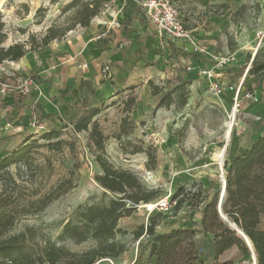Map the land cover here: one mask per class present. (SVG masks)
<instances>
[{
  "label": "rangeland",
  "instance_id": "rangeland-1",
  "mask_svg": "<svg viewBox=\"0 0 264 264\" xmlns=\"http://www.w3.org/2000/svg\"><path fill=\"white\" fill-rule=\"evenodd\" d=\"M68 1L70 0H56L51 3V0H0V31L6 35L1 46L7 47L15 42L23 43L28 40L30 34L39 41L49 26L62 25L68 21L73 8L65 13L62 12L63 5ZM174 2L178 6L176 8L177 11L179 10V18L185 22L188 19L181 16L183 14L181 3L178 0ZM256 5L254 0L246 2L245 9L237 15L238 18L252 22L256 18ZM39 6L47 8L42 18L35 16ZM27 46H30V43ZM235 65L239 66L242 63ZM237 69L241 70L239 67ZM234 75L238 77L239 73ZM178 76H182L185 82L181 89L186 93V105L180 108L176 107V104L170 107H157L156 101L159 95H151L148 80L164 86L166 91L177 83ZM203 78L194 79L188 76L186 69L175 67L171 73L167 71L164 75H154L150 79L145 77L138 84H130L135 86L134 89L128 88L130 85H127L115 94L106 96L101 104L97 103L101 111L94 119L99 122L103 134L107 137L105 141L107 159L115 167L134 171L149 188L158 190V196L153 201L172 191L175 184L174 174L178 171H183L181 174H184L186 172L184 170H187L186 173L208 170L211 175L208 176L210 183L207 201L214 196L217 197L219 188L224 182L222 177L220 178L221 167L225 178L223 164L225 160L231 159L226 148L222 166L218 164V156L224 150L222 145L227 140L228 147L238 139L246 137V128L241 123H234L231 132L225 129L226 114L231 108V97L226 99L225 97L228 96L226 94V96L214 95L207 88ZM102 80H104L103 76ZM82 89L80 94L73 95L76 101L72 102L68 112L55 115L50 109H45L48 108L45 102L42 105L35 102L30 105L29 116H26L24 122L22 120L24 116L14 111L18 106L17 102L12 103L9 96L16 100L22 98L15 97L13 93L0 94V157L20 146L26 138L35 141L27 153L25 162L10 166L17 186L8 188L5 193V201L9 205L7 209L13 211L15 215L14 225L7 235L25 232L29 237L28 243L30 242L29 245L33 248L50 242L57 246L64 245L69 251L79 254L95 247L98 242L95 238H88L75 243L69 239H61L60 235L66 221H77V212L80 208L93 202H106L107 199L103 195L102 188L94 181V174L100 169L97 167L94 152L87 147V133L84 131L74 133L72 129V124L83 106L91 105L92 88L84 85ZM134 93L137 98L140 96L143 103L137 113L133 112L136 104L128 113L129 124L126 127L133 125V130L119 138L121 120L126 114L123 110V101ZM41 106L42 108H38ZM240 111L238 118L242 120ZM42 122L46 123V127L38 129L37 125ZM58 128L61 129V134L50 139V142H56L59 138L64 139L66 142L59 147L49 145L46 138H40L43 132ZM248 138L251 139L250 136ZM252 141L251 139L249 142ZM135 145H141L144 149L150 146L156 151L155 169L149 170L145 167L147 155L144 151L131 152ZM202 159L205 160L201 162ZM66 181H70L74 187L61 197L52 200L45 208L38 210L42 204L38 201L58 191L60 184ZM194 182L199 183L196 180L190 183ZM204 203L200 202L199 206L203 207ZM143 204H140L136 211L129 215L130 217L121 218L117 224L119 231L116 232L114 240L124 243L127 250L116 258L99 259L95 264H152L146 242L149 237L145 236L141 241L136 240L131 231L138 226L136 223L146 224L151 215L162 210L147 211ZM188 206L190 202L187 200L182 207L188 209ZM147 207L151 208V203H148ZM180 209L175 213L173 209L171 212H162L174 218ZM200 228L193 229L199 233ZM208 236L212 234L195 238L202 243ZM233 248V250L227 249L228 252L220 255L222 256L220 262L246 264L245 260L251 261L250 249L247 254H243L237 246Z\"/></svg>",
  "mask_w": 264,
  "mask_h": 264
},
{
  "label": "trees",
  "instance_id": "trees-1",
  "mask_svg": "<svg viewBox=\"0 0 264 264\" xmlns=\"http://www.w3.org/2000/svg\"><path fill=\"white\" fill-rule=\"evenodd\" d=\"M54 1L56 0H51V3ZM112 1H68L62 8L64 13L73 8L68 21L62 25L49 26L39 41L30 34L28 40L23 43L15 42L3 47L1 44L6 39V35L0 31V62L18 60L25 52L37 50L51 41L62 38L78 25L88 26L90 20L100 14ZM46 9L39 6L35 16L42 18ZM28 43L30 46H27ZM250 66L248 74H264V53L257 51ZM176 79L177 83L166 91L164 86L148 80L151 95H159L156 101L157 107H170L176 104V107L180 108L186 105V93L181 89L185 82L181 76ZM82 85L83 83L80 82L79 87ZM128 88L134 89L135 86L130 85ZM178 90L180 91L176 92ZM72 94L76 95L77 89H74ZM136 100L137 95L134 93L123 101V110L126 114L121 120L119 138L133 130V125L129 127L126 125L129 124L128 113L136 104ZM15 101L20 102L18 99ZM100 111L99 105L83 107L72 124V129L74 133L81 131L87 133V147L94 152L97 167L100 169L94 174V181L102 188L103 195L107 199L106 202H93L80 208L77 212V221H66L60 233L61 239L78 243L88 238H95L97 244L77 254L69 251L64 245L57 246L50 242L33 248L29 245V237L25 232L7 235L14 225L15 215L13 211L7 209L9 205L5 201V193L8 188L17 186L10 166L25 162L27 153L35 142L26 138L20 146L0 157V264H95L99 259L116 258L127 250L124 243L114 240L116 232L119 231L117 228L119 220L131 215L138 205L153 201L158 196V190L149 188L134 171L115 167L107 159L105 152L107 137L103 134L99 122L94 119ZM63 127L66 128L67 125ZM262 131L242 153L231 157L229 161L225 160L223 164L226 181L223 214H226L227 218L248 236L254 247L257 264H264V129ZM59 134L61 129H51L43 132L40 138H46L49 145L59 147L66 142L64 139L59 138L56 142H50V139L58 137ZM142 151L147 155L145 167L149 170L155 169L156 151L150 146L144 149L141 145H135L131 149L132 153ZM191 184L195 186L194 192H189L185 184H179L172 190L171 199H176L173 212L179 210L188 200L190 206L199 210L201 214V232L204 235L210 233L212 236L206 237V240L200 243L196 241L197 230L193 228L175 227L158 233L155 227L162 220V213L151 215L146 224L137 226L131 233L136 240H141L146 235L149 237L146 242L152 264H206L205 260L209 255L217 261L220 255L233 246H237L243 254H247L249 247L243 237L239 236L236 229L231 228L218 214L216 208L218 196L212 197L200 207L201 186L195 182ZM73 187L70 181L61 183L58 191L38 201L42 203L38 210L45 208L52 200L61 197ZM216 264L223 263L216 262Z\"/></svg>",
  "mask_w": 264,
  "mask_h": 264
},
{
  "label": "crops",
  "instance_id": "crops-1",
  "mask_svg": "<svg viewBox=\"0 0 264 264\" xmlns=\"http://www.w3.org/2000/svg\"><path fill=\"white\" fill-rule=\"evenodd\" d=\"M172 1L175 4L174 0ZM178 1L183 11L181 16L188 19L182 21L184 27L190 31L197 44L205 48V52H194L187 40L176 39L167 42L161 38L154 24L148 20L138 5L139 0H113L110 6L90 20L88 26L78 25L62 38L51 41L37 50L25 52L18 60L6 61L16 73L32 75L35 79L31 93L17 103L18 106L14 110L16 114L21 113L24 122L26 116H29L30 105L35 102H39V105L45 102L48 105L45 109H50L55 115L66 113L72 102L76 101L72 94L74 89L80 94L84 85L93 90L91 105H98L97 103L101 104L106 96L115 94L127 85L138 84L145 77L150 79L154 75H164L167 71L171 73L175 67L186 69L188 76L194 79L203 78L199 70L213 64V54H230L235 58V64L242 65L232 64L226 68H219L221 79L232 81L236 78L234 80L236 81L244 74L243 89L251 91L256 96V100H244L240 109L241 124L247 131L246 137L238 139L228 147L226 144L230 157L238 156L246 149L249 141L254 140L253 138L259 136L264 129V74L250 75L248 71L244 72L246 68L249 70L251 67L257 51L264 53V37L259 48L258 37L255 34L256 31L264 29V0H254L257 3V13L252 22L237 16L245 9L244 4L250 0ZM175 6L178 7L177 4ZM113 20L120 22V27L111 26ZM105 65H108L109 69L102 80L101 68ZM188 66L191 69H188ZM238 67L241 70L237 69ZM236 73H239L238 77H235ZM203 81L207 86L208 80L204 77ZM80 82L83 83L81 87ZM226 95V99L231 97V94ZM9 98L12 103L16 100L10 96ZM142 103L139 96L133 112L137 113ZM186 172L181 174L183 171H178L174 174V187L196 180L202 191L200 202H207L210 183L208 176L211 174L208 170L200 173ZM187 208L181 207L174 218L161 211L163 218L155 227V231L159 233L175 227L189 229L201 227L199 210L190 206ZM136 224L140 226L143 223ZM199 233L197 232L195 237H204L203 232ZM233 247L228 250H233ZM221 257L216 261L209 255L205 263L220 262Z\"/></svg>",
  "mask_w": 264,
  "mask_h": 264
},
{
  "label": "built area",
  "instance_id": "built-area-1",
  "mask_svg": "<svg viewBox=\"0 0 264 264\" xmlns=\"http://www.w3.org/2000/svg\"><path fill=\"white\" fill-rule=\"evenodd\" d=\"M138 5L142 8L148 20L154 24L155 29L161 38L167 42L174 41L176 39L187 40L192 45L194 52H205V48L203 46H199L195 38L190 34V31L184 27L182 20L178 17L177 8L175 4H173L172 0H139ZM111 26L118 28L120 27V22L113 20L111 21ZM255 34L258 37L257 46L261 48L264 37V29L256 31ZM212 61L213 64L211 66L203 67V69L199 70V73L202 77H205L208 80L207 88L214 95L220 96L221 94H231V108L226 114L227 120L225 122V129H229L231 132L234 123H241V120L238 118V113L243 106L244 100L253 101L256 100V96L251 91L243 89L244 74L234 82L221 79L218 69L226 68L235 64V58L233 56L230 54H213ZM187 68L191 69L189 66ZM108 69V65L101 68L103 77H105ZM247 71L248 68L244 70L245 73ZM34 85L35 79L32 75L18 74L9 66L7 67L6 61L0 62V94L13 93L15 97L22 98L31 93ZM7 126H9V124H7ZM44 127H46L45 122L37 125L38 129H44ZM226 144L227 140L222 145L224 152L226 150ZM221 177L224 180L222 167L220 178ZM186 187L189 192L195 191V186L191 183L190 185L187 184ZM171 194L172 191L170 190L167 195L158 198V200L148 202L151 203V208L147 207V203H144L142 206L146 207L147 211L157 209L158 211L162 210L165 212H171L176 204V199H171ZM129 203H131V201H129ZM253 261H255L254 264H257L256 259H253Z\"/></svg>",
  "mask_w": 264,
  "mask_h": 264
},
{
  "label": "water",
  "instance_id": "water-1",
  "mask_svg": "<svg viewBox=\"0 0 264 264\" xmlns=\"http://www.w3.org/2000/svg\"><path fill=\"white\" fill-rule=\"evenodd\" d=\"M223 181H224V187H223V190H222L223 192H222V194H220V196H219V198H218V201H217V206H216V208H217V212H218V214L220 215V217L223 219V221H225V222H226L231 228L236 229L237 234H238L239 236H241V235L239 234V231H241V232L244 234V236H242V237H243V239H244L246 245H248L249 249L251 250V246H250V245H252V244H251V242H250L248 236L243 232L242 229H238V228L235 226V224H234L233 222H231V221L227 218L226 214H223V211H222V205H223V201L225 200V186H226L225 178H224ZM247 240L249 241L250 245L248 244ZM252 247H253V245H252ZM253 249H254V247H253ZM254 259H256L255 251H254Z\"/></svg>",
  "mask_w": 264,
  "mask_h": 264
},
{
  "label": "bare ground",
  "instance_id": "bare-ground-1",
  "mask_svg": "<svg viewBox=\"0 0 264 264\" xmlns=\"http://www.w3.org/2000/svg\"><path fill=\"white\" fill-rule=\"evenodd\" d=\"M223 157H224V151H222L220 154H219V156H218V164L219 165H221L222 166V162H223ZM223 179V178H222ZM223 187H224V182H223V186L221 187L220 186V188H219V194H218V197L220 196V194H222V190H223ZM239 234L241 235V236H244V234L241 232V231H239ZM247 242H248V244L250 245V243H249V241L247 240ZM251 246V250H250V255H251V261L249 262L248 260H245V262H246V264H254V262L255 261H253V259H254V249H253V247H252V245H250Z\"/></svg>",
  "mask_w": 264,
  "mask_h": 264
}]
</instances>
